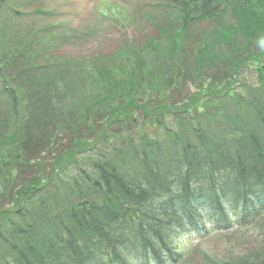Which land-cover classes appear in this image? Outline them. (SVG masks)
<instances>
[{"label": "trees", "instance_id": "obj_1", "mask_svg": "<svg viewBox=\"0 0 264 264\" xmlns=\"http://www.w3.org/2000/svg\"><path fill=\"white\" fill-rule=\"evenodd\" d=\"M160 1H165L163 5L166 8L176 10L177 23L186 28L194 21L217 15L223 0ZM8 2L0 0L1 12L6 10ZM260 2L257 0L250 5L241 2L238 12L242 11V5L245 4L247 10L258 11ZM22 3L23 0H19L12 8L15 27L19 21H28L22 19L27 15L19 9ZM113 13L114 8H111L104 16L113 19ZM55 15L60 16L62 13L43 7H37L30 14L33 21ZM174 22L170 23V27L177 30V23L175 26ZM262 22L263 19L256 14L254 19H246V23L235 30L243 31L251 25L261 26ZM27 23L23 31L26 42L38 49V55H49V59L55 49L53 43L56 39L70 41L79 38L78 30L71 29L65 23L44 24L40 27ZM161 31L165 35L166 31L164 34L162 28ZM2 34L20 38L10 24ZM219 37L222 39L223 35ZM161 42L159 40V50ZM173 46L177 48L176 42H173ZM150 49L151 45L147 47V50ZM205 51L207 49H200L199 59L206 57ZM131 53L135 52L128 46L118 55L132 58ZM21 55H2L0 58V82L3 85L0 90L7 109L11 106L12 113L17 117L21 115L19 98L23 95L28 97L29 93L21 89L19 84L14 87L11 85L16 78H20L26 88L30 83L31 89L40 93L47 84L43 78L51 73V69L56 75L61 63L72 64L70 59L56 58L50 64L51 69L41 65L40 72L36 68L31 75L29 71L27 76L32 80L28 81L29 78L21 74L26 68L15 75L11 74L17 68ZM138 58L137 54L129 60V72L121 69L124 77L119 74L110 76L107 69H98L95 62H88L87 59L81 63L76 61L74 71L66 72L70 79L61 83L60 92L50 96L51 101L48 96L52 90L46 94L44 101L49 105L46 119L34 123L51 124L48 132L41 136L43 145L46 136H50L51 143L58 146L65 143L60 141L61 136H68L66 140L70 141L71 146L55 158L58 165L68 160V164L74 163L78 153L89 149L93 152L107 125L113 120L119 121L124 109L129 110L128 113L142 110L144 119H150L158 126L157 135L145 138L147 140L144 143L133 144L132 149L101 154L90 173H82L81 170L80 175L68 183V197L62 200L60 188L52 193L45 191L41 182L44 172H41V177L20 184L17 191L13 190L7 196L12 198L15 208L0 211V264H95L105 260L107 264H130L128 260L131 255L132 260L134 255H142L144 264H147L149 255L160 260L164 251L174 245L173 224L176 225L178 219L170 215L169 211L176 203L185 204L188 209L196 200L186 192L192 190L206 196L213 191L215 196L232 193L242 197L243 191L254 183L264 182V71L260 72L252 86L241 85V90L231 92L227 84L224 87L227 92H215L210 85L204 93L205 80L199 81L202 78L201 70L188 69L185 75L190 77L197 92L189 94L185 102L183 90L176 91L182 106L165 100L168 90L164 91V87L169 80L166 81L162 73L161 77L154 78L152 74L149 82L154 79L157 86L154 85L150 93L159 94L161 101L160 105L151 109L153 98L143 102L139 98L141 86L133 87L136 83L135 67L141 63ZM225 58L223 56L224 61H227ZM181 66L179 63V68ZM231 66L236 67L237 63L232 62ZM172 81L176 82L179 90L183 85L186 86L181 80ZM128 85L131 86L127 88ZM94 86L97 95L90 100L88 92ZM86 87L90 88L86 90ZM122 93L126 99L125 106L116 103L117 99H122ZM204 98L207 100L205 107L212 105L216 113H210L206 108L199 115L198 109ZM166 99H170L169 96ZM98 110L102 115H107L105 125L103 123L100 126L102 134L91 145L80 134L90 127L91 115ZM31 123L32 119L30 122L29 119L25 120L20 129ZM221 124L224 130L219 129ZM95 128L90 127L84 135H91ZM17 136L18 130L13 134L12 142L0 150V175L7 176L9 179L6 178V181H16L12 168L16 163L21 168H29L27 152L18 146L20 143L25 147L24 142L17 140ZM142 151L145 153L139 154ZM52 179L55 180V177ZM225 183L227 189H223ZM3 184L4 181H0V187ZM66 185L63 187L66 188ZM185 194L187 197L184 198Z\"/></svg>", "mask_w": 264, "mask_h": 264}, {"label": "rangeland", "instance_id": "obj_2", "mask_svg": "<svg viewBox=\"0 0 264 264\" xmlns=\"http://www.w3.org/2000/svg\"><path fill=\"white\" fill-rule=\"evenodd\" d=\"M110 1L114 3H123L124 0L42 1V3L46 4L48 8L56 7L58 10L57 12L63 11L65 13L63 17L58 16L56 18H53L52 22H67L70 24L69 27L71 29L74 28L79 32V38L70 41H66L63 39L61 42L57 43L62 52V56L58 57L71 58L80 61L83 59H87L88 62H95L98 65V69H107L106 71L110 76L116 77L119 74V76L122 77L125 76V74L123 71H121V69L123 68V70L129 72V60L133 59L138 54V61L146 65V68L150 70L156 68L157 72L159 70V72L163 73V75L169 76L172 72L179 71L176 67L178 62H187L188 60H186L185 58H190L193 51L194 53H196L199 50V47L203 46L204 42H206L208 46L207 48L210 49V51L208 52V54H210L211 50H214V48L218 47L221 41L219 40L218 36L217 39L211 40L214 37L213 32L218 34L227 33L229 25L234 22V7H231V10L229 9L226 13H224L222 17H218L210 22L207 21L195 23L190 26L189 29L182 33L181 37H184V43L186 42L187 44L191 45V50L189 51V49L187 48L188 53H186L184 57L182 55L181 58H179L176 53H171L172 47L166 44L173 39H171L170 35L172 34V32H170V35L167 37L168 40L165 41L164 38L159 39L160 41H162L160 43L162 45L161 49L164 48L166 53L161 52L160 54L155 55L153 51L144 48V44H147L146 42H148L150 39L155 40L159 37V35L162 34L160 32L159 26H161L164 21H162L161 23L154 22L151 25L150 21L153 20L144 17L145 15L141 13V11H144L145 14H149L150 12H152L153 1L143 0L137 5H130L129 7L127 6V9H124V15L121 17L125 28H123V26L121 27L120 25H117V19L115 21H111L107 18L105 19L102 17V13L104 10L101 5L104 4L103 2ZM97 10L100 11L101 15H98V17L96 18L95 12H97ZM153 18L155 17L152 16V19ZM46 22L48 21H42L40 24H38V26ZM263 35L264 25H251L247 27L243 33L242 38H238V41L236 40V42L239 44V50L241 52L245 51L248 48H251V50H255L257 48L256 46H260L257 38L262 37ZM227 39L229 38L227 37ZM127 40H129L133 45L136 46H131L129 43H127ZM128 46H131V49L135 52L131 53L133 54L132 58H128L127 56H125L122 59H118V53ZM221 48L225 49V51L221 52L217 58L214 57L213 61L215 62V64L212 69H210V78L207 81V85L209 82H211L212 84V79L214 78H222L224 72L222 63L224 59L223 57H221V54L224 53V56L226 57L225 59L230 60L234 56L235 52L233 48H228L226 43H223V47ZM154 60H156L155 63L153 62ZM166 61L170 63L173 62L174 64H176V66L170 67L166 63ZM63 65H65V63ZM135 69H137L139 73L141 72L140 65H137ZM185 69L186 68L184 67L182 72H184ZM143 74L144 76H146L145 72ZM246 74H252L251 67L246 69ZM143 81L144 80H142L141 82ZM89 88L90 87H86L85 89L88 90ZM193 89L194 88L192 87L191 91ZM56 94L57 92L54 91L53 96H55ZM88 95V97H90V100H92L97 95L96 88L91 89V91L88 92ZM49 101H51L50 98ZM4 114L5 111H0V115ZM106 115L107 114L102 115L99 110L91 115L92 121L90 123V127L96 126L94 132L91 135H84V133H86V131H88L87 129H89L90 127L82 130L80 136L83 135L82 137H86V140L89 144L92 145L95 142L97 136L102 134L100 126L103 123L105 125ZM26 117L32 118V116L29 114H27ZM113 123L115 124L110 130L111 133H108L106 131V133L108 134L104 135L103 133L100 138L101 140L104 135L105 141H103L102 146H105L104 149L110 151H112L113 145L118 146V144L121 145L123 143L122 138L128 131H132L134 134L135 132H140L139 127L146 132H153V130L155 129L151 125L149 120L143 122V117L138 111L135 113V121L125 120ZM113 123L109 124V126H111ZM46 128L47 126L44 124V122L43 124L33 122L31 134H34V138H36L44 130H46ZM134 135H136V133ZM67 138V135L61 136V141L65 143L64 147H61L59 151H61V149L63 151H66L68 150V147L71 146L70 141L66 140ZM31 141L34 142L35 139H31ZM32 145L37 146L36 141ZM56 156L57 154H50L47 150L44 149L39 153L30 154L27 158L30 163L34 162L35 160H41L47 168V171H45V173L50 174V179L52 175V173H50L52 172L51 167L54 165L53 159ZM92 159H94V154L91 151H87L82 155H78V163L74 164L70 168L69 174H76L77 170L81 166H86L89 162L92 161ZM17 165L18 164L16 163L12 166V168L15 169L20 176H22V182L32 175H37L40 172H44L41 171L40 167H34V171L31 172L28 167L21 168ZM25 170H29V172L23 173V171ZM61 176L65 177V175L63 174ZM12 191V187L9 185L4 184L3 186H1L0 211H5L8 209L13 210L15 208V203L13 202L12 198L10 199L9 197H7ZM230 233L231 234L229 238L224 237V235L228 233H219L202 242L199 240H193L189 243V238L186 237L184 239L183 246L186 250H189V255L187 256L185 260L186 262L184 264H210L207 255H210V257H214L215 260L219 262L221 261L222 263H225V261H233L240 264L241 262L243 264H260L262 262L264 257V222H259V224L253 226H251V224H248L242 229H236L235 231Z\"/></svg>", "mask_w": 264, "mask_h": 264}, {"label": "bare ground", "instance_id": "obj_3", "mask_svg": "<svg viewBox=\"0 0 264 264\" xmlns=\"http://www.w3.org/2000/svg\"><path fill=\"white\" fill-rule=\"evenodd\" d=\"M256 170L259 171V169H257V168H256ZM222 184H224V183H222ZM227 187H228V185H227V183H225L223 189H227ZM186 191H184V193ZM186 194H188L190 196V198H193V199H200V197H201V195L198 192H193L192 190L186 192ZM186 194L184 195V198L187 197ZM207 195H208V197L209 196L213 197L214 196V192L213 191H210ZM167 198H169V196H167Z\"/></svg>", "mask_w": 264, "mask_h": 264}]
</instances>
